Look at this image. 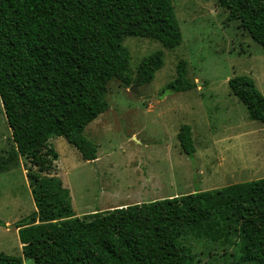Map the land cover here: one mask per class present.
Returning a JSON list of instances; mask_svg holds the SVG:
<instances>
[{
    "label": "trees",
    "instance_id": "trees-1",
    "mask_svg": "<svg viewBox=\"0 0 264 264\" xmlns=\"http://www.w3.org/2000/svg\"><path fill=\"white\" fill-rule=\"evenodd\" d=\"M227 20L238 21L264 47V0H217ZM125 36L150 38L166 48L181 43L172 0H0V102L13 147L0 156V174L11 160H29L36 210L20 219L22 256L0 252V264H192L180 238H240L241 264H264V177L221 188L74 215L68 190L56 176L62 136L83 160L97 158L84 128L107 108L108 83L131 81ZM162 51L144 57L136 82L153 79ZM251 120L264 124V97L246 75L228 80ZM195 87L180 59L165 85L172 93ZM181 151L194 152L183 125ZM38 221V222H37Z\"/></svg>",
    "mask_w": 264,
    "mask_h": 264
},
{
    "label": "rangeland",
    "instance_id": "rangeland-1",
    "mask_svg": "<svg viewBox=\"0 0 264 264\" xmlns=\"http://www.w3.org/2000/svg\"><path fill=\"white\" fill-rule=\"evenodd\" d=\"M181 43L166 48L143 37L125 36L130 85L113 79L104 99L108 108L83 130L97 147L94 161L83 160L64 137L49 143L58 153L56 176L68 190L76 217L128 204L207 191L264 177V124L251 120L231 93L228 80L246 75L264 97V47L238 21L227 20L217 0H172ZM162 51L163 65L151 81L135 78L140 61ZM180 59L188 91L172 93L165 85L176 76ZM136 85L137 93L129 90ZM189 125L194 152L184 154L177 140ZM13 147L11 130L0 102V156ZM22 157L0 174V252L22 256L16 223L36 210L29 171ZM38 222V221H37ZM193 254L192 264H241V241L187 235L180 238Z\"/></svg>",
    "mask_w": 264,
    "mask_h": 264
},
{
    "label": "water",
    "instance_id": "water-1",
    "mask_svg": "<svg viewBox=\"0 0 264 264\" xmlns=\"http://www.w3.org/2000/svg\"><path fill=\"white\" fill-rule=\"evenodd\" d=\"M129 90L132 91L133 93H137L138 92L136 85L130 86Z\"/></svg>",
    "mask_w": 264,
    "mask_h": 264
},
{
    "label": "crops",
    "instance_id": "crops-1",
    "mask_svg": "<svg viewBox=\"0 0 264 264\" xmlns=\"http://www.w3.org/2000/svg\"><path fill=\"white\" fill-rule=\"evenodd\" d=\"M59 157V156H58Z\"/></svg>",
    "mask_w": 264,
    "mask_h": 264
}]
</instances>
